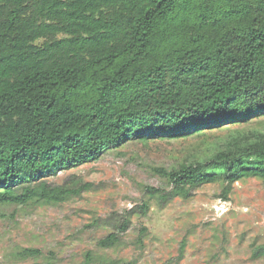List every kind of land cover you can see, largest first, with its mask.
I'll use <instances>...</instances> for the list:
<instances>
[{
    "label": "trees",
    "instance_id": "trees-1",
    "mask_svg": "<svg viewBox=\"0 0 264 264\" xmlns=\"http://www.w3.org/2000/svg\"><path fill=\"white\" fill-rule=\"evenodd\" d=\"M263 116L264 0H0V203L62 202L73 189L49 177L130 138ZM241 130L195 162L154 168L172 187H146L150 197L264 183V129ZM118 232L97 245L115 246Z\"/></svg>",
    "mask_w": 264,
    "mask_h": 264
},
{
    "label": "rangeland",
    "instance_id": "rangeland-1",
    "mask_svg": "<svg viewBox=\"0 0 264 264\" xmlns=\"http://www.w3.org/2000/svg\"><path fill=\"white\" fill-rule=\"evenodd\" d=\"M222 128L179 138H130L49 177L50 184L73 189L66 200L0 203V264H81L87 252L90 264H264V250L253 254L264 249L262 180H238L227 193L218 180L163 202L146 189L170 192L172 185L154 168L204 158L236 128L263 130L264 116L246 127ZM125 219V230H117ZM111 232H118L115 246L99 247ZM25 248L39 253L25 254Z\"/></svg>",
    "mask_w": 264,
    "mask_h": 264
}]
</instances>
